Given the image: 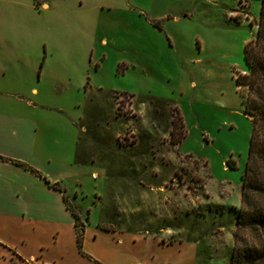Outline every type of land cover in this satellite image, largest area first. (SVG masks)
<instances>
[{"label":"rangeland","instance_id":"obj_1","mask_svg":"<svg viewBox=\"0 0 264 264\" xmlns=\"http://www.w3.org/2000/svg\"><path fill=\"white\" fill-rule=\"evenodd\" d=\"M111 1L122 3L128 31L153 5L152 0ZM166 5L171 12L189 14L186 26L177 28L185 31L184 50L189 51L191 37L193 56L200 54L202 65L215 67L210 76L202 72L209 76L206 92H219L232 102L184 100L178 83L162 73L121 74V65L113 71L118 52L101 70L94 72L92 65L94 81L126 87L135 96L104 91L98 106H92L91 96L81 94L78 154L82 169L93 170L82 175L75 206L70 205L80 214L84 252H127L119 260L142 261L136 264H229L251 131L238 103L235 76L247 69L243 48L245 38L256 33L260 1L167 0ZM112 20L116 31L117 18ZM201 40L205 50L198 54ZM178 51L172 77L180 82L179 71L192 69ZM100 228L121 232L113 237ZM68 238L67 264H97L77 255Z\"/></svg>","mask_w":264,"mask_h":264},{"label":"crops","instance_id":"obj_2","mask_svg":"<svg viewBox=\"0 0 264 264\" xmlns=\"http://www.w3.org/2000/svg\"><path fill=\"white\" fill-rule=\"evenodd\" d=\"M152 1L155 8L151 5L138 15L130 33L122 3L111 0H0V264H67L66 235L77 255L97 264L142 262L119 260L127 252L98 254L77 247L71 205L75 206L82 175L91 176L93 170L82 169L78 154L81 94L91 96L92 106H98L104 91L135 96L126 87L94 81L92 65L99 71L118 52L121 57H116L113 71L121 65V74L162 73L178 83L184 100L232 102L219 92H206L215 67L202 65L199 53L205 42L200 41L196 56L191 37L189 51L182 46L185 31L177 28L186 26L188 12H171L167 0ZM112 16L117 18L116 31ZM178 50L192 69L179 71L180 82L172 77ZM191 72L196 76L190 77ZM54 97L56 103L50 102ZM103 230L113 237L121 232Z\"/></svg>","mask_w":264,"mask_h":264},{"label":"trees","instance_id":"obj_3","mask_svg":"<svg viewBox=\"0 0 264 264\" xmlns=\"http://www.w3.org/2000/svg\"><path fill=\"white\" fill-rule=\"evenodd\" d=\"M259 1L256 33L243 48L247 69L237 71L235 76L243 113L251 122V131L241 174L240 202L229 264H264V0ZM17 163L36 172L22 162ZM72 212L76 243L82 252L83 227L79 228L80 216L74 210Z\"/></svg>","mask_w":264,"mask_h":264}]
</instances>
